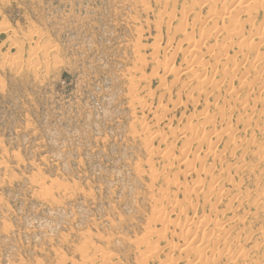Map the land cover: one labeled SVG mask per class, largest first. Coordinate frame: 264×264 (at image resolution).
I'll use <instances>...</instances> for the list:
<instances>
[{"label": "rangeland", "instance_id": "rangeland-1", "mask_svg": "<svg viewBox=\"0 0 264 264\" xmlns=\"http://www.w3.org/2000/svg\"><path fill=\"white\" fill-rule=\"evenodd\" d=\"M242 1L0 0V264H264Z\"/></svg>", "mask_w": 264, "mask_h": 264}, {"label": "bare ground", "instance_id": "bare-ground-1", "mask_svg": "<svg viewBox=\"0 0 264 264\" xmlns=\"http://www.w3.org/2000/svg\"><path fill=\"white\" fill-rule=\"evenodd\" d=\"M242 1V0H241ZM239 4V3H238ZM214 5V4H213ZM256 4L255 3H253V2H251V1H249V0H243L240 4H239V7H241L243 10H245V11H248V10H250L251 8H253L254 6H255ZM223 6V5H222ZM210 7V6H209ZM222 8V7H221ZM223 9V8H222ZM221 9V10H222ZM209 10V9H208ZM223 11V10H222ZM213 16V15H212ZM215 16V15H214ZM239 36V32L237 31L236 32V30L234 31V30H231V32L228 34L227 33V35H226V40H230L231 41V39H233V38H236V37H238ZM232 43V41L230 42V44ZM206 121H207V118H203L201 121H200V123H206ZM193 136H196V134L195 133H193ZM189 137V136H188ZM205 137V136H204ZM203 137V138H204ZM205 139V138H204ZM218 192V191H217ZM216 192V193H217ZM215 193V194H216ZM240 193V192H239ZM247 193V192H246ZM219 194V193H218ZM237 194V193H236ZM248 194V193H247ZM238 196V195H237ZM241 199V198H240ZM240 203V202H239ZM183 234V233H182ZM222 236L223 235H220V236H218V238L216 239V240H220V238H222ZM149 249H151V248H149ZM197 255L199 256V257H205L206 256V252H205V249H198L197 250Z\"/></svg>", "mask_w": 264, "mask_h": 264}]
</instances>
